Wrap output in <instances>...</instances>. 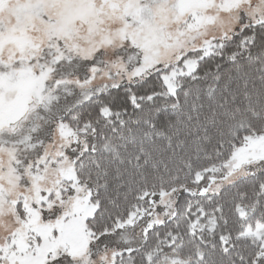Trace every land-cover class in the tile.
Listing matches in <instances>:
<instances>
[{
    "label": "snow or ice",
    "instance_id": "1",
    "mask_svg": "<svg viewBox=\"0 0 264 264\" xmlns=\"http://www.w3.org/2000/svg\"><path fill=\"white\" fill-rule=\"evenodd\" d=\"M0 264H264V0H0Z\"/></svg>",
    "mask_w": 264,
    "mask_h": 264
}]
</instances>
